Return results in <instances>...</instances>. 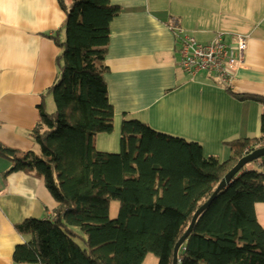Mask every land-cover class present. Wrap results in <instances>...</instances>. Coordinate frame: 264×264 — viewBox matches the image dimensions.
Listing matches in <instances>:
<instances>
[{"label": "trees", "instance_id": "1", "mask_svg": "<svg viewBox=\"0 0 264 264\" xmlns=\"http://www.w3.org/2000/svg\"><path fill=\"white\" fill-rule=\"evenodd\" d=\"M65 14L59 75L48 89L54 111L41 104L31 132L39 153L0 145L11 171L42 180L56 201L52 216L16 225L25 242L14 248L13 264H143L148 254L172 264L173 249L194 213L221 179L254 150L260 136L227 142L231 158L206 157L194 142L159 133L124 118L119 151L97 150V136L113 132L105 57L109 27L120 8L109 0H57ZM170 28L177 29L174 21ZM264 106V97L233 94ZM261 171L244 166L198 216L178 251V264H264V228L255 205L264 202ZM112 202L118 203L110 218Z\"/></svg>", "mask_w": 264, "mask_h": 264}, {"label": "crops", "instance_id": "2", "mask_svg": "<svg viewBox=\"0 0 264 264\" xmlns=\"http://www.w3.org/2000/svg\"><path fill=\"white\" fill-rule=\"evenodd\" d=\"M120 8L109 27L105 57L113 132L96 138L97 150L119 151L124 118L139 120L168 136L194 142L206 157L231 158L227 145L235 139L258 138L264 106L233 94L264 97V0H109ZM65 14L57 0H0V145L39 153L31 132L39 123L41 104L59 75ZM197 43L221 33L227 44L248 35L242 64L229 89L211 73L189 75L179 64L177 32ZM53 112V111H52ZM0 158V264H13L14 248L25 242L16 225L45 219L57 206L42 180ZM256 169L261 171L259 161ZM248 169V168H247ZM264 228V202L255 205ZM145 262V260H144ZM143 262V264H144Z\"/></svg>", "mask_w": 264, "mask_h": 264}, {"label": "built area", "instance_id": "3", "mask_svg": "<svg viewBox=\"0 0 264 264\" xmlns=\"http://www.w3.org/2000/svg\"><path fill=\"white\" fill-rule=\"evenodd\" d=\"M174 31L178 37L180 66L191 76L201 72L211 73L218 85L231 88L233 74L243 62L249 36L237 35L232 44H227L223 35L217 33L211 42L201 44L192 37L183 36L179 28Z\"/></svg>", "mask_w": 264, "mask_h": 264}, {"label": "water", "instance_id": "4", "mask_svg": "<svg viewBox=\"0 0 264 264\" xmlns=\"http://www.w3.org/2000/svg\"><path fill=\"white\" fill-rule=\"evenodd\" d=\"M264 157V148L254 150L250 154H247L243 158H241L236 165L226 174L223 176V178L220 181V184L216 188L213 195L210 197V199L205 203L202 207H200L193 215L190 224L184 233V235L180 238V240L176 243L174 249H173V258H172V264H178V251L188 238L189 234L191 233L194 223L198 216L210 205L211 201L215 198L217 193L223 189H225L232 181L234 176L248 163H251L253 161H257L260 158Z\"/></svg>", "mask_w": 264, "mask_h": 264}, {"label": "rangeland", "instance_id": "5", "mask_svg": "<svg viewBox=\"0 0 264 264\" xmlns=\"http://www.w3.org/2000/svg\"><path fill=\"white\" fill-rule=\"evenodd\" d=\"M47 109H48V111H50L51 110V112L52 111H54V104H53V100H52V98L50 99V103L47 105ZM139 121V120H138ZM257 163H253V162H251V163H248L247 165H245L248 169H256V167H257V165H256ZM117 212H118V203L117 202H112V204H111V208H110V218H112V219H114V218H116V216H117ZM144 264H158V262H157V259H156V257H154V255H152V254H148L147 256H146V258H145V262H144Z\"/></svg>", "mask_w": 264, "mask_h": 264}]
</instances>
